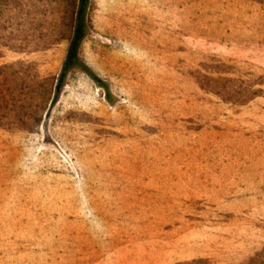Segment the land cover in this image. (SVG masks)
Listing matches in <instances>:
<instances>
[{
    "label": "rangeland",
    "instance_id": "1",
    "mask_svg": "<svg viewBox=\"0 0 264 264\" xmlns=\"http://www.w3.org/2000/svg\"><path fill=\"white\" fill-rule=\"evenodd\" d=\"M78 7L0 0V264H264V0H89L57 89Z\"/></svg>",
    "mask_w": 264,
    "mask_h": 264
},
{
    "label": "trees",
    "instance_id": "2",
    "mask_svg": "<svg viewBox=\"0 0 264 264\" xmlns=\"http://www.w3.org/2000/svg\"><path fill=\"white\" fill-rule=\"evenodd\" d=\"M88 3L89 0H79V7L76 18V28L69 47L68 56L63 64L62 72L58 79L57 89H59L62 86L66 76L70 71H72L73 69L82 68V65L79 61L78 52L80 45L86 34L85 16H86ZM90 75L94 81L98 82V79L95 76H93L92 74Z\"/></svg>",
    "mask_w": 264,
    "mask_h": 264
}]
</instances>
